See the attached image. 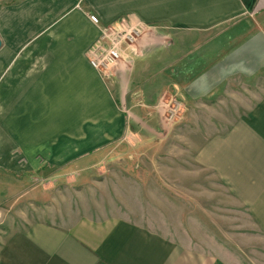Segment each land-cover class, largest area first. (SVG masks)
<instances>
[{"label": "crops", "instance_id": "obj_1", "mask_svg": "<svg viewBox=\"0 0 264 264\" xmlns=\"http://www.w3.org/2000/svg\"><path fill=\"white\" fill-rule=\"evenodd\" d=\"M10 2L0 0V178H58L61 166L93 161L96 146L135 141L127 114L141 123L164 100L213 108L247 95L256 100L197 160L264 234V0ZM88 12L102 23L128 16L154 27L141 56L111 81L86 58L100 34ZM20 162L26 170L16 173ZM51 192L44 189V199ZM55 199L24 228H15L11 204L0 203V264L249 262L245 251L204 252L176 234ZM258 259L264 264V255Z\"/></svg>", "mask_w": 264, "mask_h": 264}, {"label": "rangeland", "instance_id": "obj_2", "mask_svg": "<svg viewBox=\"0 0 264 264\" xmlns=\"http://www.w3.org/2000/svg\"><path fill=\"white\" fill-rule=\"evenodd\" d=\"M254 100L246 95L210 108L167 99L135 125L137 116L129 112L128 135L135 141L96 146L93 161L61 166L58 178H0V203L11 204L15 228L37 220L57 198L97 217L121 216L176 234L204 252L215 248L244 256L245 251L248 264H258L264 234L218 175L197 160L203 146L225 134ZM17 164L16 173L23 165L26 170V163ZM51 187L55 192L44 199V189Z\"/></svg>", "mask_w": 264, "mask_h": 264}, {"label": "built area", "instance_id": "obj_3", "mask_svg": "<svg viewBox=\"0 0 264 264\" xmlns=\"http://www.w3.org/2000/svg\"><path fill=\"white\" fill-rule=\"evenodd\" d=\"M88 16L100 34L86 52V58L104 80L111 81L120 66L128 69L141 56V42L154 27L128 16L108 24L93 13L88 12Z\"/></svg>", "mask_w": 264, "mask_h": 264}, {"label": "water", "instance_id": "obj_4", "mask_svg": "<svg viewBox=\"0 0 264 264\" xmlns=\"http://www.w3.org/2000/svg\"><path fill=\"white\" fill-rule=\"evenodd\" d=\"M2 47V40H1V37H0V48Z\"/></svg>", "mask_w": 264, "mask_h": 264}, {"label": "trees", "instance_id": "obj_5", "mask_svg": "<svg viewBox=\"0 0 264 264\" xmlns=\"http://www.w3.org/2000/svg\"><path fill=\"white\" fill-rule=\"evenodd\" d=\"M17 0H11V2L10 3H15Z\"/></svg>", "mask_w": 264, "mask_h": 264}]
</instances>
